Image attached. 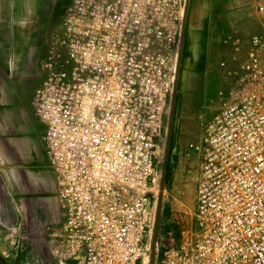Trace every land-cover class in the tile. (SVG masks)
<instances>
[{
	"label": "built area",
	"instance_id": "2783aa9c",
	"mask_svg": "<svg viewBox=\"0 0 264 264\" xmlns=\"http://www.w3.org/2000/svg\"><path fill=\"white\" fill-rule=\"evenodd\" d=\"M180 0L76 1L77 37L51 68L37 113L60 176V261L149 264L147 190L170 113ZM257 13L264 25V0ZM255 35L252 44L263 45ZM167 44V46H166ZM240 94L202 125L192 241L162 264H264V64L251 54ZM21 264H32L20 257Z\"/></svg>",
	"mask_w": 264,
	"mask_h": 264
},
{
	"label": "crops",
	"instance_id": "0c3cea01",
	"mask_svg": "<svg viewBox=\"0 0 264 264\" xmlns=\"http://www.w3.org/2000/svg\"><path fill=\"white\" fill-rule=\"evenodd\" d=\"M76 1L0 0V256L9 260L13 254L32 264L58 259L61 182L37 108L47 74L68 60V44L77 37ZM258 2L189 0L175 111L179 125H198L197 104L205 92L212 115L233 101L251 54L259 53L264 64V42L252 44L253 36H264ZM185 7L180 0L175 20L165 21L178 46Z\"/></svg>",
	"mask_w": 264,
	"mask_h": 264
},
{
	"label": "rangeland",
	"instance_id": "374dc122",
	"mask_svg": "<svg viewBox=\"0 0 264 264\" xmlns=\"http://www.w3.org/2000/svg\"><path fill=\"white\" fill-rule=\"evenodd\" d=\"M178 54L176 58V65ZM196 114L200 121L194 128L186 125H179L177 116L174 118L172 139L170 144L167 179L165 183L159 233L157 238L156 258L154 264H162L163 261L176 262L180 257H186L190 249L188 244L192 241L193 229V209L195 204L196 173L199 164L198 155L191 152L189 145L198 141L202 125L214 112L208 110L213 105L207 92L203 100L197 104ZM177 109V108H176ZM170 113L166 122L165 130L160 139V158L158 163V174L152 185L147 190L151 202L149 214L148 233L150 243V255L152 250L156 213L158 208L162 168L164 163L165 148L169 126ZM194 123V122H193ZM11 262L21 264V254ZM57 258H53L55 263L59 262L58 250Z\"/></svg>",
	"mask_w": 264,
	"mask_h": 264
},
{
	"label": "water",
	"instance_id": "95a60500",
	"mask_svg": "<svg viewBox=\"0 0 264 264\" xmlns=\"http://www.w3.org/2000/svg\"><path fill=\"white\" fill-rule=\"evenodd\" d=\"M188 3H189V0H186L185 13H184V18H183V23H182V32H181V37L179 40V47H178V60H177V66H176L174 91H173V98H172V104H171V109H170L167 143H166L164 163H163V168H162L158 208H157V213H156L153 243H152V250H151L149 264H154L155 258H156L157 238H158V233H159V225H160V219H161V211H162L165 183H166V177H167L168 162H169L170 144H171V139H172L173 124H174L177 95H178V88H179L180 67H181L182 52H183L184 38H185V32H186Z\"/></svg>",
	"mask_w": 264,
	"mask_h": 264
},
{
	"label": "flooded vegetation",
	"instance_id": "af4514ba",
	"mask_svg": "<svg viewBox=\"0 0 264 264\" xmlns=\"http://www.w3.org/2000/svg\"><path fill=\"white\" fill-rule=\"evenodd\" d=\"M0 264H15V263L11 262V260L9 259L0 256Z\"/></svg>",
	"mask_w": 264,
	"mask_h": 264
},
{
	"label": "trees",
	"instance_id": "16d2710c",
	"mask_svg": "<svg viewBox=\"0 0 264 264\" xmlns=\"http://www.w3.org/2000/svg\"><path fill=\"white\" fill-rule=\"evenodd\" d=\"M168 171V170H167ZM166 179H167V177H166Z\"/></svg>",
	"mask_w": 264,
	"mask_h": 264
},
{
	"label": "bare ground",
	"instance_id": "6f19581e",
	"mask_svg": "<svg viewBox=\"0 0 264 264\" xmlns=\"http://www.w3.org/2000/svg\"><path fill=\"white\" fill-rule=\"evenodd\" d=\"M192 123V122H191Z\"/></svg>",
	"mask_w": 264,
	"mask_h": 264
}]
</instances>
